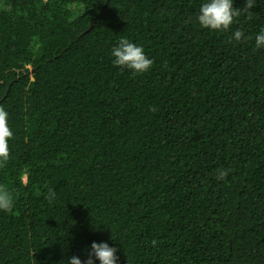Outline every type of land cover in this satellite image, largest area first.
I'll return each instance as SVG.
<instances>
[{"label":"trees","instance_id":"obj_1","mask_svg":"<svg viewBox=\"0 0 264 264\" xmlns=\"http://www.w3.org/2000/svg\"><path fill=\"white\" fill-rule=\"evenodd\" d=\"M202 2L0 0V264L93 242L117 264H264V0L227 32ZM122 37L147 73L113 67Z\"/></svg>","mask_w":264,"mask_h":264},{"label":"clouds","instance_id":"obj_2","mask_svg":"<svg viewBox=\"0 0 264 264\" xmlns=\"http://www.w3.org/2000/svg\"><path fill=\"white\" fill-rule=\"evenodd\" d=\"M245 6L237 9L234 7V0H203L200 4L196 21L202 29L209 31L230 30L237 17L242 11L253 8V0H244ZM242 31L232 33V39L239 42L244 38ZM255 47L264 49V29L257 33L255 37ZM112 65L122 71L126 70L132 74L147 73L153 60L148 57L142 46L131 42L128 38L122 37L110 50ZM12 132L7 125V113L0 111V159H6L8 155V140ZM227 175L226 171H220L218 180H222ZM12 200L6 190L0 189V211H10ZM155 244V241H153ZM117 249L111 247L107 242H93L89 249L85 251V259L78 256H70L62 264H117Z\"/></svg>","mask_w":264,"mask_h":264},{"label":"rangeland","instance_id":"obj_3","mask_svg":"<svg viewBox=\"0 0 264 264\" xmlns=\"http://www.w3.org/2000/svg\"><path fill=\"white\" fill-rule=\"evenodd\" d=\"M82 12H83V9H81V8H76V9L74 10V14H75L76 17H77L78 15H80Z\"/></svg>","mask_w":264,"mask_h":264}]
</instances>
